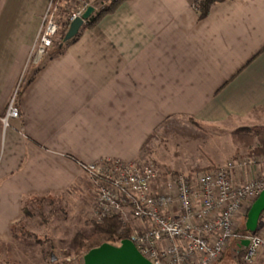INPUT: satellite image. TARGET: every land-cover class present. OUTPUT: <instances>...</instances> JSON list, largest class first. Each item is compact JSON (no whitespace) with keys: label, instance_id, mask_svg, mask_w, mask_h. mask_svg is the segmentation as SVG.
Instances as JSON below:
<instances>
[{"label":"crops","instance_id":"0c3cea01","mask_svg":"<svg viewBox=\"0 0 264 264\" xmlns=\"http://www.w3.org/2000/svg\"><path fill=\"white\" fill-rule=\"evenodd\" d=\"M198 1L124 0L35 67L27 63L50 0H0V125L27 78L20 116L0 134V240L13 237L25 199L81 190L85 164L198 172L228 158L207 157L179 127H264V0L218 2L202 19ZM254 159L234 169V183L264 177V157Z\"/></svg>","mask_w":264,"mask_h":264},{"label":"built area","instance_id":"2783aa9c","mask_svg":"<svg viewBox=\"0 0 264 264\" xmlns=\"http://www.w3.org/2000/svg\"><path fill=\"white\" fill-rule=\"evenodd\" d=\"M91 2L95 0H50L27 66L41 65L62 28L63 15L71 23ZM16 100L15 95L2 118L5 127L20 116ZM254 161L234 159L201 172L172 173L162 182V172L148 161L105 159L83 169L96 191L98 220L118 215L139 221L131 239L154 264H214L231 241L243 239H249L241 245L243 261L253 264L264 252V233L245 234L240 222L264 190V177L236 184L232 173Z\"/></svg>","mask_w":264,"mask_h":264},{"label":"rangeland","instance_id":"374dc122","mask_svg":"<svg viewBox=\"0 0 264 264\" xmlns=\"http://www.w3.org/2000/svg\"><path fill=\"white\" fill-rule=\"evenodd\" d=\"M97 2L98 7L101 8L103 6L100 4L101 1ZM62 10L66 12L65 7ZM54 50L55 47L53 46L48 56ZM11 123L12 121L9 122L10 126ZM192 124L195 125V122ZM194 125L189 128L179 127V131L185 135V138L189 136L193 139L196 138L201 143V148H204L207 157L209 154L215 153L220 157L219 159H226L227 157L228 162L237 156H239L238 158L253 157L257 159L264 157L263 126L234 127L226 123L208 128L195 125L196 130ZM4 127L3 124L0 125V134H2ZM148 162L156 166L153 161ZM215 167L198 170V172ZM160 171L162 172L161 177L169 175V171L162 169ZM45 197V200H40L31 206L33 216L22 219L24 221L17 231V238L1 240L0 264H48L51 263L52 255L49 254L51 249H53L54 256L58 258V262H56L58 264L65 262L83 264L85 253L83 255L75 253L73 240L79 232L90 234L93 231V222L98 220V214L95 210L96 191L94 186L90 180L83 181L81 190H71L63 194L47 193ZM122 221L129 224L132 231L141 226L139 221L136 222L129 216ZM242 221H244L242 227H245L246 218ZM223 259L227 264H247L243 261V253L240 252V249L238 251L234 249L232 252L225 250L214 264H219Z\"/></svg>","mask_w":264,"mask_h":264},{"label":"trees","instance_id":"16d2710c","mask_svg":"<svg viewBox=\"0 0 264 264\" xmlns=\"http://www.w3.org/2000/svg\"><path fill=\"white\" fill-rule=\"evenodd\" d=\"M85 1L90 2L91 0H85ZM97 1L98 0H95V2H91V6L95 7V11L92 13L90 18L88 20H86V22L84 23L83 26L92 27L94 25V23L99 18H101V16L103 14L110 12V11H113L115 9V7L118 4H120L121 2H123L124 0H104V1L100 2V4H103V6L101 8L98 7ZM223 1H226V0H199L198 4H197L199 7V10H198L199 17L201 19L205 18L206 16H208L211 7L214 4H216L218 2H223ZM62 20H63L62 28H61L58 36L55 38V41H54L55 50L49 56L47 55L45 57V59L43 60V62L41 63L40 66H42L52 56L62 53L64 51L65 47L69 43L75 41L78 38L80 30H79L78 34L76 36H74L71 40L65 42L63 44V46H60V44L63 43V38H64V36H65L69 26H70L69 15L65 14L64 19H62ZM26 81H27L26 77L22 79L20 89L16 93V98L19 96V94L21 92V88L24 86ZM45 196L41 195V196L29 197V198L25 199L23 202V215H24L23 218L33 216L31 206L34 205L35 203H38L40 200H45V198H46ZM263 215H264V213H263ZM246 217H247V215H246ZM22 221H24V220L19 221L18 223H16L12 227V233H13L14 238H17V236H18L17 231H18L19 227L21 226ZM242 232L245 234H248L246 229L242 230ZM258 232H259V228L257 229L256 232H254L252 234H257ZM131 235H132V229H131L130 225L123 222L122 219H120L118 215L107 216L103 220H97V221L93 222V231L90 234L87 235V234L82 233V232H79L76 234V236L74 237V240H73V243L75 246L74 250H75V253L83 255L88 250H90L96 246H99L105 242L112 243V244H120L123 239H131ZM33 236L36 237L37 235H33ZM0 242H2V241L0 240ZM240 252L243 253V250L240 249ZM49 254L52 255L50 262H52V263L58 262V258H56L54 256L53 249H51L49 251ZM0 262H1V260H0ZM63 264H68V263L65 262Z\"/></svg>","mask_w":264,"mask_h":264},{"label":"water","instance_id":"95a60500","mask_svg":"<svg viewBox=\"0 0 264 264\" xmlns=\"http://www.w3.org/2000/svg\"><path fill=\"white\" fill-rule=\"evenodd\" d=\"M95 11L94 6H89L81 17L74 19L63 38V43L76 36L84 25L86 20L90 18ZM264 213V190L252 203L248 210L245 228L248 234H252L259 228L261 217ZM249 239H243L242 245H248ZM83 264H154L145 257L138 249L132 239H123L120 244L102 243L88 250L83 255Z\"/></svg>","mask_w":264,"mask_h":264}]
</instances>
